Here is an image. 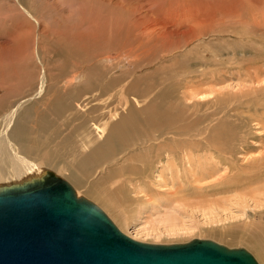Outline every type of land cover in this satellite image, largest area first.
<instances>
[{"label":"bare ground","instance_id":"6f19581e","mask_svg":"<svg viewBox=\"0 0 264 264\" xmlns=\"http://www.w3.org/2000/svg\"><path fill=\"white\" fill-rule=\"evenodd\" d=\"M224 69L253 84L216 88ZM261 143L264 0H0V184L49 169L124 224L121 202L264 180Z\"/></svg>","mask_w":264,"mask_h":264},{"label":"water","instance_id":"95a60500","mask_svg":"<svg viewBox=\"0 0 264 264\" xmlns=\"http://www.w3.org/2000/svg\"><path fill=\"white\" fill-rule=\"evenodd\" d=\"M0 264H259L212 239L151 243L124 234L49 169L0 184Z\"/></svg>","mask_w":264,"mask_h":264},{"label":"rangeland","instance_id":"374dc122","mask_svg":"<svg viewBox=\"0 0 264 264\" xmlns=\"http://www.w3.org/2000/svg\"><path fill=\"white\" fill-rule=\"evenodd\" d=\"M224 70L225 71H221L222 74L220 72L215 80H213L212 84L215 83L214 86L216 88L224 91L227 89L238 91L243 89L247 90L249 86L253 84L248 80L246 75H243L234 69ZM258 134L262 136L261 133ZM256 139L259 140V135ZM263 146L264 145H258L257 150H259V153H263ZM131 164L138 166L139 161L132 160L127 163V165ZM162 168L163 167L153 168L154 173H159L160 169V171H163ZM221 174H223V171ZM218 177V175L214 176L215 179H218ZM212 179L208 178L205 180L204 187L206 189L201 190L202 192L200 191L196 193L195 191L192 192V194L188 192L190 195L185 193L184 195L179 196V198L177 197L178 200L175 198L174 202H170V204L167 203L166 206L172 205L171 207L175 209L174 213L168 211L165 205L162 206L159 204L157 207H151L150 204L145 203L134 205V203L121 202L120 207L123 208V210L125 209L124 212L126 213V217L129 218L128 223L125 222L124 224L121 223L120 217L117 216V219H114V217H116L114 216L115 211L112 213V211H109L112 209L108 206L99 202L95 203L100 207H104V209L101 208L108 216L113 215V217L110 216V218L120 231L131 238L140 241L169 244L186 242L193 238H206L215 240L228 247L245 248V246L247 247L245 238L248 235L246 231H243L244 227L258 219L260 220V215H264V180L256 181V183L253 182L251 185L249 184L250 187L248 188L246 187L248 185L245 184V189H240L241 186H238V188L235 187L236 189L230 187L227 188V190L226 188H223L221 185L222 183H220L221 187H218L219 183L211 187L210 182L208 181L211 180L215 183V179ZM220 188H223V190H220ZM157 189L159 191L162 189L165 191L164 188L160 189V187H158ZM257 189L258 191H256ZM163 190L161 192H164ZM81 195L83 196V194ZM166 196L169 197V194H163L160 201L168 200L169 198H166ZM168 214L174 215L172 220L167 218ZM120 223L122 224L121 228L118 226ZM150 228H157L158 230L163 231L166 230V233L164 232L160 236H157V234H144V229L148 230Z\"/></svg>","mask_w":264,"mask_h":264}]
</instances>
